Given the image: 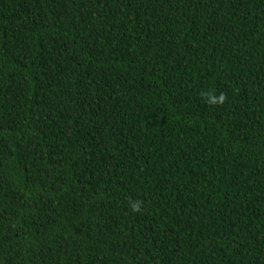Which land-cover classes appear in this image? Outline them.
Here are the masks:
<instances>
[{
  "label": "trees",
  "instance_id": "trees-1",
  "mask_svg": "<svg viewBox=\"0 0 264 264\" xmlns=\"http://www.w3.org/2000/svg\"><path fill=\"white\" fill-rule=\"evenodd\" d=\"M0 264H264V0H0Z\"/></svg>",
  "mask_w": 264,
  "mask_h": 264
},
{
  "label": "clouds",
  "instance_id": "clouds-1",
  "mask_svg": "<svg viewBox=\"0 0 264 264\" xmlns=\"http://www.w3.org/2000/svg\"><path fill=\"white\" fill-rule=\"evenodd\" d=\"M221 99H223V97H221Z\"/></svg>",
  "mask_w": 264,
  "mask_h": 264
},
{
  "label": "bare ground",
  "instance_id": "bare-ground-1",
  "mask_svg": "<svg viewBox=\"0 0 264 264\" xmlns=\"http://www.w3.org/2000/svg\"><path fill=\"white\" fill-rule=\"evenodd\" d=\"M183 209V208H182Z\"/></svg>",
  "mask_w": 264,
  "mask_h": 264
}]
</instances>
